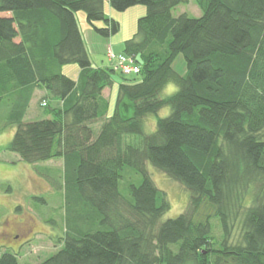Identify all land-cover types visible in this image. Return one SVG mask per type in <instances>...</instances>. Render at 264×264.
I'll return each instance as SVG.
<instances>
[{"label":"trees","instance_id":"16d2710c","mask_svg":"<svg viewBox=\"0 0 264 264\" xmlns=\"http://www.w3.org/2000/svg\"><path fill=\"white\" fill-rule=\"evenodd\" d=\"M107 1L146 12L102 67L75 12L110 36L119 22L104 0H0V134L15 129L1 149L30 164L60 158L65 192L61 247L36 263L5 251L0 264H264V0H194L196 17L172 14L190 0ZM109 51L137 71L114 68ZM66 64L78 66L76 79L61 72ZM115 71L135 77L118 82L109 113L102 91ZM170 82L176 90L160 97ZM37 88L56 102L44 97L46 117L24 121ZM164 106L145 133L144 118ZM147 163L189 191L177 216L160 219L169 202ZM125 168L140 179L121 190ZM204 201L213 212L196 219Z\"/></svg>","mask_w":264,"mask_h":264},{"label":"rangeland","instance_id":"374dc122","mask_svg":"<svg viewBox=\"0 0 264 264\" xmlns=\"http://www.w3.org/2000/svg\"><path fill=\"white\" fill-rule=\"evenodd\" d=\"M104 12L107 17H112L119 22V30L110 35L98 34L85 17L83 10L75 12L82 39L88 56L93 66H109L106 52L109 48L115 53L122 52L123 40L133 35L136 30V20L145 14L146 6L136 4L124 10H116L110 7L104 0ZM185 12L189 16H199L200 9L194 0L179 4L173 8L174 16ZM2 15V13H0ZM101 21L95 25L101 26ZM122 40V42H121ZM178 72L184 71L182 57L178 56L174 62ZM61 72L76 77L78 70L76 64H66ZM135 77L122 75L119 71L112 74V96L109 104V113L112 112L117 95V84L124 78ZM43 90V89H42ZM109 88H104L106 95ZM176 90L174 83H168L160 92V97L167 96ZM44 97L49 104L56 100L46 91L36 99L35 96L26 112L24 121H33L45 116V109L41 105ZM35 99V101H34ZM4 106L0 105V120L4 117ZM28 109V110H29ZM27 110V111H28ZM169 113V107L164 106L156 113L149 114L144 118V132L149 133L155 128L156 120ZM37 115V116H36ZM97 125H95L96 128ZM98 128V127H97ZM14 128H8L0 134V254L11 252L17 256L20 263H36L55 253L62 245L61 237L64 235V178L62 161L60 158L30 164L21 160L15 153L2 150V146L11 138ZM136 139L127 137L126 140ZM41 167V169L39 168ZM46 167L47 170H43ZM149 176L158 188L166 193L169 209L161 216V220L173 218L183 212L189 202V191L178 181L173 180L163 171L147 163ZM123 178L120 180V189H124L127 182L138 183L140 176L125 168ZM213 212V208L204 201L197 210L196 219ZM213 234L218 238L220 228L218 221L211 219Z\"/></svg>","mask_w":264,"mask_h":264},{"label":"built area","instance_id":"2783aa9c","mask_svg":"<svg viewBox=\"0 0 264 264\" xmlns=\"http://www.w3.org/2000/svg\"><path fill=\"white\" fill-rule=\"evenodd\" d=\"M109 59L114 68H119L123 73H131L137 71L138 67L133 60L123 55H115L111 51L108 52Z\"/></svg>","mask_w":264,"mask_h":264},{"label":"crops","instance_id":"0c3cea01","mask_svg":"<svg viewBox=\"0 0 264 264\" xmlns=\"http://www.w3.org/2000/svg\"><path fill=\"white\" fill-rule=\"evenodd\" d=\"M121 42H122V40H121ZM122 50H123V48H122ZM112 51H113V50H112ZM61 71H62V70H61ZM78 71H79V68H78V70L74 73V74H76V77H72V78H75V79L77 78V76H78ZM42 89H43V88H37V89H35V91H34L32 97H31V99H30V103H29L28 109H29V107H30V105H31V102H32L34 96H35V98L37 99L38 96L41 95V92H44V89H43V90H42ZM103 91H104V89H103ZM103 91H102V94H103ZM112 91H113V90L109 88L107 94H106V95L103 94L104 97H106L107 99H109V104H110V99H111V96H112ZM34 101H35V99H34ZM34 106H35V105H33V106L31 107L32 110H33V107H34ZM28 109H27V110H28ZM31 109H29L27 112L31 111ZM36 116H37V115H36Z\"/></svg>","mask_w":264,"mask_h":264}]
</instances>
